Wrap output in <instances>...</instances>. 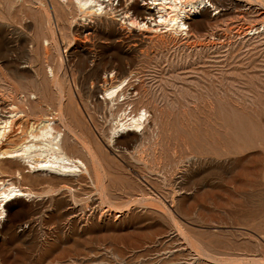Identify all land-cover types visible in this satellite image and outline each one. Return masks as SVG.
<instances>
[{
    "label": "rangeland",
    "instance_id": "374dc122",
    "mask_svg": "<svg viewBox=\"0 0 264 264\" xmlns=\"http://www.w3.org/2000/svg\"><path fill=\"white\" fill-rule=\"evenodd\" d=\"M35 1L0 0V117L11 103L61 112L104 168L71 134L89 176L20 179L28 167L0 158V177L35 191L6 205L0 264H264V0L208 2L189 34L122 22L150 0L93 18ZM125 77L118 105L105 99ZM142 108L146 128L111 141L114 119Z\"/></svg>",
    "mask_w": 264,
    "mask_h": 264
},
{
    "label": "bare ground",
    "instance_id": "6f19581e",
    "mask_svg": "<svg viewBox=\"0 0 264 264\" xmlns=\"http://www.w3.org/2000/svg\"><path fill=\"white\" fill-rule=\"evenodd\" d=\"M72 1L75 2V4L79 7L85 17L90 16L93 18L94 15L100 14L102 12L109 13V10L110 12H112L111 14H113V12L117 10V7L113 5L114 0ZM35 2H37V0ZM208 2L215 6L217 9L221 5H224L223 0H150L148 1L149 4H142L139 7L137 6L138 2L136 3L135 0H133L132 6L141 8L145 12L144 17L142 19H137L136 17H134V15L131 16L129 13L130 9H127V11H124L125 13L122 11L123 15L120 19L122 20V22H127V24L129 23L130 26L136 27V29L138 28L140 30L151 32H158L161 30L170 31L175 34H178L180 32L189 34L194 25H196V15L203 14L206 11L205 6ZM108 6H110V8ZM124 7L126 8V5ZM249 29L253 31V33L259 32L258 27L255 26H249ZM191 32H193V30ZM49 69L51 74H54L53 68L50 67ZM127 79L128 77H125L124 79H120L118 83L111 84L109 85V87L105 86V91L107 93H105L106 95L104 94L105 99L111 98L112 100H114V102H116L115 100L124 93V88H126L125 82ZM126 84H128V82ZM31 96L36 97V94L33 93V95ZM120 100L118 101L120 102ZM8 108L9 109L7 110V112H9V114L4 115L5 117H0V158L10 160L14 159L20 164H24L28 167L27 170H23L22 167H17L18 169H16V176H18L20 179L27 176L26 172H36L37 175L50 174L53 177L59 178L61 180H70L75 176L74 174L84 176L91 175V166L89 167V164L81 156L75 155V153H72L67 148L65 139L66 136L69 137L68 134H71V136H73L75 140V142L73 141L74 144L71 143V148H73L76 144L78 145V147L82 146L88 151V154L90 155L89 157L91 158V163L93 162L92 164L97 174L101 170H103V159H100V157L97 155V152H95V149H93L92 145H90L91 142L89 141L87 135H85L82 129H78L76 127L77 124L75 122L74 123L76 126H73L72 122H66L64 116L60 115L61 112L59 114L60 116L58 115V117L57 115H55V117L51 114H41L40 116H35L36 118H30L31 116L29 117L28 111L22 109L20 105L18 107L17 103H11V105L9 104ZM146 112L147 111L145 109H143V111L139 110V112L135 113L134 115H132L131 113L126 114V112H124V116L121 114L122 112L119 113L121 115H119V117H116L113 121V124L111 125V131L109 132L110 140H120V136H124L125 134L135 135L137 131L146 128L145 122L148 118V116L146 117ZM16 135L20 137V141H14V137ZM5 144L11 145L9 148H5ZM101 178L100 181H103V179ZM33 195H35V191L30 189L29 186L17 183L10 177H0V225L2 224L6 215V205L8 204V202L19 197L31 199Z\"/></svg>",
    "mask_w": 264,
    "mask_h": 264
}]
</instances>
